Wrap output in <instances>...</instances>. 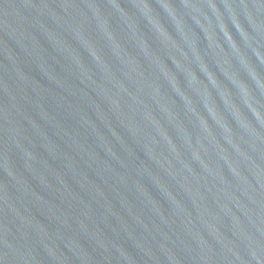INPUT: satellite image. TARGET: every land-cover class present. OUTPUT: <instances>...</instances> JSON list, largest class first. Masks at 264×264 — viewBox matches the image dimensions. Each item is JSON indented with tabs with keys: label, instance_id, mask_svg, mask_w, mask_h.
I'll return each mask as SVG.
<instances>
[{
	"label": "water",
	"instance_id": "95a60500",
	"mask_svg": "<svg viewBox=\"0 0 264 264\" xmlns=\"http://www.w3.org/2000/svg\"><path fill=\"white\" fill-rule=\"evenodd\" d=\"M0 264H264V0H0Z\"/></svg>",
	"mask_w": 264,
	"mask_h": 264
}]
</instances>
